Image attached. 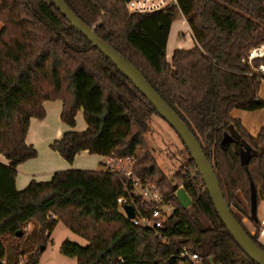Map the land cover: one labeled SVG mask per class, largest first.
Wrapping results in <instances>:
<instances>
[{
    "label": "trees",
    "instance_id": "16d2710c",
    "mask_svg": "<svg viewBox=\"0 0 264 264\" xmlns=\"http://www.w3.org/2000/svg\"><path fill=\"white\" fill-rule=\"evenodd\" d=\"M63 1L131 62L188 126L233 216L243 228L235 209L249 218L258 234L244 229L264 251L256 218L264 199V128L253 137L232 117L235 110L264 108L259 98L264 78L253 69L264 59L249 61L251 51L264 45V0H179L195 48L175 51L171 61L167 45L177 11L142 16L130 14L125 0ZM0 23V155L8 162L0 163V264H19L25 257L21 247L31 224L37 225L30 237L40 239L39 250L26 264H39L41 248L58 223L89 243L86 248L69 241L62 245L61 253L77 264H180L183 249L203 264H255L221 222L186 148L176 175L163 174L145 139L149 120L159 115L51 0H0ZM55 101L63 102L61 120L67 127L76 128L82 111L88 129L65 133L51 149L69 164L83 152L135 157L136 174L152 178L177 208L162 238L126 220L117 206L124 180L104 169L57 172L48 183L33 181L17 190L18 167L38 157L27 144L31 120H45V103ZM231 126L249 147L240 154L227 137ZM180 187L192 201L188 209L176 199ZM9 243L16 244L13 256L7 255Z\"/></svg>",
    "mask_w": 264,
    "mask_h": 264
},
{
    "label": "water",
    "instance_id": "95a60500",
    "mask_svg": "<svg viewBox=\"0 0 264 264\" xmlns=\"http://www.w3.org/2000/svg\"><path fill=\"white\" fill-rule=\"evenodd\" d=\"M130 1L131 0H125L126 3H129ZM51 2L75 29L83 35L95 49L99 50L106 59H108L114 67L135 86L143 97L149 101L159 117L174 130L185 148L190 152L198 168L199 174L204 181L215 210L228 233L250 260L255 264H264V251L256 246L242 225L233 216L230 208L225 202L220 183L215 175L212 164L208 161L199 141L188 126L157 94L143 74L131 62L118 54L109 43L96 36L94 31L82 23L63 0H51ZM227 137L237 143L235 148L237 154H240L242 148H249L247 143L235 130L234 126H231L230 135H227ZM177 199L184 209H188L192 205V201L184 189L178 191ZM125 212L129 219L135 218V213L132 207H125ZM17 236L21 237L22 232H19ZM44 250L45 247H42L41 251Z\"/></svg>",
    "mask_w": 264,
    "mask_h": 264
},
{
    "label": "built area",
    "instance_id": "2783aa9c",
    "mask_svg": "<svg viewBox=\"0 0 264 264\" xmlns=\"http://www.w3.org/2000/svg\"><path fill=\"white\" fill-rule=\"evenodd\" d=\"M126 3V2H125ZM127 10L130 14L136 15H153L167 11H177L184 19V24L188 28V34L192 35V31L184 18L179 0H131L126 3ZM193 37V35H192ZM264 59V45L251 51L249 61L252 64L254 60ZM264 64L254 71L264 78ZM103 164L104 170L123 178L124 192L117 199V206L122 215L134 226L151 230L162 238V230H164L168 221L176 213V206L171 197L164 195L162 188L156 184L152 178L139 177L135 172L137 160L135 157L118 158L106 157ZM0 163L8 164L6 158L0 155ZM183 187L178 189L181 190ZM176 191L175 196L177 197ZM125 207H132L135 213L134 219H129ZM251 223V222H250ZM250 233L253 237L257 236L256 226ZM264 237V221L260 223L259 239ZM180 264H203V261L197 255L190 254L183 249L180 252ZM5 263V262H4ZM27 260L22 257L19 264H26ZM117 264H126L120 260Z\"/></svg>",
    "mask_w": 264,
    "mask_h": 264
},
{
    "label": "rangeland",
    "instance_id": "374dc122",
    "mask_svg": "<svg viewBox=\"0 0 264 264\" xmlns=\"http://www.w3.org/2000/svg\"><path fill=\"white\" fill-rule=\"evenodd\" d=\"M3 29V25L0 23V32ZM172 34H178L177 38L179 40L180 33H187V26L184 24L183 17L178 14L176 20L171 28ZM183 36H180V39ZM172 53V50H171ZM260 100L264 102V81L262 82L260 94ZM243 114L249 115V118L252 122L259 117L261 122H259L260 128L264 126V108L256 111V112H245L241 111ZM263 117V118H262ZM263 125H262V124ZM264 127L261 128V130ZM260 130V131H261ZM145 139L147 143L148 150L151 155L155 159L158 164L160 170L163 174L172 179L176 173L178 172L183 159L185 158V147L182 144L181 140L174 132V130L160 117L152 116L149 120ZM43 155V154H42ZM242 158L244 161L249 159V154L244 151L242 154ZM105 158H100L98 156L91 157L88 161L89 167L101 168L104 169L103 164L105 163ZM101 165H100V164ZM177 199V197H176ZM240 199L242 200L243 206L249 209L248 203L245 201L244 196L240 195ZM178 201V199H177ZM179 202V201H178ZM235 214L241 220L244 228L251 233L254 230V226L250 223L249 218L246 215H242L238 210L235 209ZM257 221L262 223L264 221V199L260 198L258 209H257ZM37 230L36 224H31L27 227L28 236L26 238V242L22 244L21 249L28 252L24 258L27 260L31 254L36 253L39 250V238L36 236L30 237L34 231ZM72 242L78 244L79 246L86 248L89 243L83 238L73 234L70 230H68L63 223H58L56 227L51 232L49 238L46 241L45 250L42 251V255L40 257L39 264H77V259L65 257L61 253L62 245L65 242ZM260 244L264 247V237L259 239ZM15 243H9L7 245V255L13 256V247H15Z\"/></svg>",
    "mask_w": 264,
    "mask_h": 264
},
{
    "label": "crops",
    "instance_id": "0c3cea01",
    "mask_svg": "<svg viewBox=\"0 0 264 264\" xmlns=\"http://www.w3.org/2000/svg\"><path fill=\"white\" fill-rule=\"evenodd\" d=\"M177 35L170 32L167 45V55L169 61H171L175 51H190L195 48V41L192 35H189L188 32L185 34L180 33L178 36L179 40L177 38ZM181 35L183 37L180 39ZM44 107L46 110L45 120H31L27 137V144L28 146H32L37 150L38 157L18 167L16 188L19 192L24 191L33 181H36L38 183L50 182L54 174L57 172L68 170L98 171L101 169L98 167H89L90 165H88V161L95 155H91L88 152L79 154L76 157L74 163L69 164L58 153L51 149V145L54 142L59 141L65 133L69 131L84 132L88 129L83 112L81 111L78 114L76 118V128L72 130L67 127L61 120L63 111L62 101L46 102ZM232 117L235 120L241 121L243 127L253 137H257L260 133L261 128L264 127L262 126L260 128V126L258 125L259 122H261L259 117H257V119L252 122L249 118V115L243 114V112H241L240 110L233 111Z\"/></svg>",
    "mask_w": 264,
    "mask_h": 264
}]
</instances>
